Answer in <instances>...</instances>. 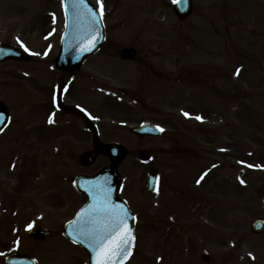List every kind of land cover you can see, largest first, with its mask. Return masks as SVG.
<instances>
[{
    "label": "rangeland",
    "instance_id": "374dc122",
    "mask_svg": "<svg viewBox=\"0 0 264 264\" xmlns=\"http://www.w3.org/2000/svg\"><path fill=\"white\" fill-rule=\"evenodd\" d=\"M174 1L102 0L105 50L63 77L54 66L64 31L62 1L0 0V42L32 56L0 64V98L12 114L0 138V160H24L17 174L35 168L40 183L68 176L57 188L68 190L69 220L84 201L74 178L109 164L101 155L92 166L81 163L82 154L93 150L85 114L100 139L129 149L119 167L123 194L137 216L139 241L129 264H264L258 240L247 237L251 222L264 215V0H193L194 11L184 20L173 12ZM125 46L135 47L157 73L108 52ZM188 68L204 70L206 84L160 76ZM62 78L69 81L62 102L70 110L49 123L50 98ZM102 81L118 98H108L112 90L102 89ZM136 96L143 106H136ZM143 121L162 127L163 136H133L130 127ZM174 140L190 147L191 156L181 147L169 152ZM142 150L151 153L149 163L139 161ZM152 166L159 183L149 194L145 181ZM243 236L246 243L238 242ZM72 249L68 244V264L78 257ZM204 250L211 254L208 263L201 259ZM48 257L41 255L43 264L57 262Z\"/></svg>",
    "mask_w": 264,
    "mask_h": 264
},
{
    "label": "flooded vegetation",
    "instance_id": "af4514ba",
    "mask_svg": "<svg viewBox=\"0 0 264 264\" xmlns=\"http://www.w3.org/2000/svg\"><path fill=\"white\" fill-rule=\"evenodd\" d=\"M108 52L110 55L118 56L120 49H108ZM151 56L152 53H146L147 58ZM134 62H144V60L137 55ZM66 96H68V80L64 87L57 90L55 100L51 96L47 122L50 119L55 121L58 115H63L65 111L68 114V103L62 102L63 97ZM1 137L3 134L0 135ZM23 163L16 164L12 161L9 165L0 160V168H4L5 172V175L0 177V254H2L0 264H41V255H49L50 260L57 261H51L53 264H68L64 260V258L68 259L66 252L68 244L79 248L65 234V226L68 223V190L64 189L65 185L57 188L58 182L68 183V176L62 180L51 176L40 183L35 168L29 167L17 174V167L22 166ZM262 192L261 205L264 210V186ZM62 215L66 217H61ZM260 217L264 218V215ZM38 230H42L46 236L43 233L36 234ZM247 237L258 240L263 255L264 231L259 234L250 231ZM246 241V236H243L238 242L246 243ZM60 245L65 249L60 251ZM79 260L80 264H88V255Z\"/></svg>",
    "mask_w": 264,
    "mask_h": 264
},
{
    "label": "water",
    "instance_id": "95a60500",
    "mask_svg": "<svg viewBox=\"0 0 264 264\" xmlns=\"http://www.w3.org/2000/svg\"><path fill=\"white\" fill-rule=\"evenodd\" d=\"M64 7L68 9V30L62 40L61 50L56 59L57 67L61 69L74 70L79 67L85 58L96 52L105 38V30L98 11L92 6L88 0H64ZM174 9L180 17L188 16L192 11V0H177ZM94 13L95 15H92ZM94 42L91 50L84 51ZM123 58L134 59L135 54L131 49H124ZM8 58L26 59L27 56L23 52H19L16 48L8 45H0V60ZM9 113L6 107L0 106V132L8 124ZM139 136L160 135L162 131L150 124H145L133 130ZM96 152L107 155L112 163L108 167L101 170L94 176L80 175L76 179L77 188L88 196V203L81 209L77 217L66 227L67 234L75 241L82 244L90 252L91 264H95L94 251L95 239L94 233L97 225L92 221L98 213L92 211L93 206L102 201L104 194L108 193L109 202L113 206H120L126 210L127 224L130 227L133 236L135 229V217L130 212L127 204L119 198L120 189L123 178L118 172L119 164L127 156L128 150L120 144H106L95 138ZM96 152H87L83 155L82 161L86 165L92 164L96 159ZM147 152H142L141 160H148ZM239 175L242 177L244 171L240 170ZM158 173L155 169H151L148 173L146 189L154 192L157 187ZM264 228V222L256 219L252 223V229L260 232ZM134 241L131 245L130 255L134 248ZM130 255L123 261L126 262ZM204 259L208 260L209 256L205 253Z\"/></svg>",
    "mask_w": 264,
    "mask_h": 264
},
{
    "label": "snow or ice",
    "instance_id": "6c2138e0",
    "mask_svg": "<svg viewBox=\"0 0 264 264\" xmlns=\"http://www.w3.org/2000/svg\"><path fill=\"white\" fill-rule=\"evenodd\" d=\"M82 2V0H81ZM183 2V0H181ZM100 5L101 19L103 17V3L98 0ZM92 15H95L92 13ZM94 42L84 51L91 50ZM27 51V49H25ZM239 70H237L238 74ZM185 116L188 114L185 113ZM200 120L201 117H196ZM53 121L50 119L49 123ZM163 131V129H159ZM207 175V173H205ZM203 179V176L201 177ZM243 184L244 181L241 180ZM110 190L104 194L102 201L93 206L92 211L99 215L93 218V223L97 225L94 233L96 252L95 264H123V261L130 255L131 245L135 237L127 224L126 210L120 206H113L109 202ZM31 227V226H29ZM2 255V254H0Z\"/></svg>",
    "mask_w": 264,
    "mask_h": 264
}]
</instances>
